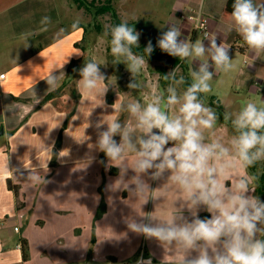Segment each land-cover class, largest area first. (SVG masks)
<instances>
[{
	"label": "crops",
	"instance_id": "0c3cea01",
	"mask_svg": "<svg viewBox=\"0 0 264 264\" xmlns=\"http://www.w3.org/2000/svg\"><path fill=\"white\" fill-rule=\"evenodd\" d=\"M202 2L201 8V0H176L177 12L169 15L166 31L178 27V39L188 43H195L200 35L207 49L209 40L194 29L193 23L180 19L198 6L197 11L208 21L209 36L215 35L218 44L230 48L229 56L236 67L229 72L217 71L206 52L202 58L177 57L185 62L186 73L191 75L207 62L215 87L222 88V92L211 91L212 97L239 103L232 115L247 102L264 105V53L253 52L235 30H229L232 20L223 16L228 0ZM254 2L264 4V0ZM72 11L66 0H0V76L5 75L0 77V264H87L94 256L97 264H129L142 252L152 256L156 264H181L186 255L198 253H186L176 243L162 244L128 225L163 226L170 219L179 224L196 217L210 219L212 214L203 207H189L183 189L171 180V172L157 179L152 178L155 169L136 172L138 150L126 148L119 166L103 156L98 141L107 124L96 127L104 116L118 121L123 116V128L134 130L131 126L137 125L138 117L127 110V105L139 102L143 108L157 96L163 100L162 93L178 82L163 87L161 73L149 80L144 70L145 80L139 87L129 88L132 81L128 78L120 90L118 74L97 62L98 51L92 54L86 46L89 38L94 44L101 36L89 37L80 19L71 18ZM77 12L87 18L83 10ZM45 16L50 22H41ZM77 19L80 24L74 29L72 24ZM23 34L27 35L28 47L21 39ZM77 51L83 55H76ZM89 57L100 64V72L107 78L109 90L103 97L106 108L98 107V98L84 94L79 87V69ZM72 62L76 63L73 80L56 97L45 101L61 87ZM53 68L60 69L55 73L59 79L50 87L45 79ZM187 80L192 83L187 77L180 86L186 87ZM115 103L122 105L120 110L111 107ZM232 107H223L224 113L229 114ZM216 130L228 136L225 127L220 125ZM134 132V142L139 141L143 134ZM82 138L83 144L78 142ZM227 142L229 146L230 140ZM230 159L229 154L221 161L210 160L209 166L218 167ZM227 174L230 186L232 180L248 177V170L237 164ZM137 178L147 186L143 193L136 190ZM101 205L105 213L97 218ZM17 225L19 232L14 230ZM21 243L26 258L23 249L17 247Z\"/></svg>",
	"mask_w": 264,
	"mask_h": 264
},
{
	"label": "clouds",
	"instance_id": "9594fccd",
	"mask_svg": "<svg viewBox=\"0 0 264 264\" xmlns=\"http://www.w3.org/2000/svg\"><path fill=\"white\" fill-rule=\"evenodd\" d=\"M200 6L203 7L202 0ZM232 8L229 30H235L253 52L264 53V4H257L254 0H234ZM41 22H50V17H43ZM79 24L80 21L76 20L72 28H77ZM139 35L127 20L106 27L104 32V36H110L114 63H125L132 73L133 82L128 84L129 88L139 87L135 77L146 65L145 56L153 52L149 41L144 49L145 55L133 53V47H139ZM180 35L178 27H170L158 40L159 48L181 60L202 58L207 52L217 71L229 72L235 69L236 65L229 56L230 48L223 43L218 44L215 35L205 34V39L209 40L207 49L202 40L188 43L179 40ZM21 39L24 46L28 47L27 35L23 34ZM75 54L83 55L79 51ZM59 70L53 68L49 71L45 79L48 86L57 85L59 77L55 73ZM178 70L177 66L164 79L175 81ZM79 74L78 84L83 93L95 95L99 101L97 106L106 108L103 97L109 89L105 83L106 76L100 72V64L94 59L86 60ZM191 76L193 82L182 96H178L174 88L168 89L165 108L179 105L175 116L162 110V98L159 96L143 108L139 102L127 105V110L138 117L136 128L143 134L138 141L135 171L147 173L155 169L153 179L159 178L166 171L171 172V180L183 189L189 207H203L212 214L211 218L196 217L191 222L179 224L175 219H170L163 226L133 222L128 227L162 244L176 243L186 253H198L192 257L186 255L181 264H264V201L251 194L256 191L252 186L256 177H240L232 180L229 186L227 174V170L235 168L237 164L247 169L264 160V106L258 107L253 102L243 105L231 120L238 133L230 141L235 156L218 167L209 166L210 160L221 161L229 156V148L219 141L204 143L203 131L212 129L217 120L215 112L199 99V94L212 90L210 81L213 72L209 71V64L202 63L198 71L191 72ZM178 83H183L182 77ZM111 107L120 110L122 105L115 103ZM224 119L229 120L230 114L225 113ZM101 123L107 124V130L99 134V149L119 166L125 149L135 150L130 131L112 117H102L96 127L99 128ZM117 134L121 136L120 143L113 138ZM78 142L83 144L85 139ZM169 142L173 143L172 147H166ZM136 190L139 193L147 190V186L138 178ZM137 264H151V260L141 258Z\"/></svg>",
	"mask_w": 264,
	"mask_h": 264
},
{
	"label": "rangeland",
	"instance_id": "374dc122",
	"mask_svg": "<svg viewBox=\"0 0 264 264\" xmlns=\"http://www.w3.org/2000/svg\"><path fill=\"white\" fill-rule=\"evenodd\" d=\"M63 1V0H62ZM66 1H70V4L72 6V14H71V18H79L80 21L82 22V24L85 26V29L88 31V33L90 34L89 37H92L91 34H94L95 36L100 35L101 36V40L98 39L97 42H94V44L91 43L90 38L85 42L86 46L89 50V52H91L92 54L96 53L98 51V55L97 58V62H100L102 65H107L111 68V70H113L114 74H118L117 76L120 77V90H124V85L126 84V82L128 81V78L131 79V81L133 82V76L132 73L128 70L127 65L123 62L120 63H114V57L112 56L111 53V45H110V36H104V32L106 27L111 26V19L109 16H102L97 18L96 20L92 17V15L86 11H83V13L85 15H87V18L84 17V15H79L77 12V7L75 5V3L73 2V0H66ZM103 1L105 0H100L98 2L97 5L101 4ZM113 5L115 6V10L116 13L118 15V17L120 18V20H127L128 23L132 26L135 27L136 32H138L139 35V46L142 44H146L148 43L149 40H159L160 37L163 35L164 32H166V24H167V20L169 18V15L171 13H175L177 12L175 9V5H176V0H112ZM195 9H199L198 6H194ZM186 10V9H185ZM77 19V20H79ZM97 26L99 27V29H97ZM201 36L198 35V39H200ZM97 49V50H96ZM93 51V52H92ZM92 57H89V59H91ZM88 59V60H89ZM146 60V65L144 67V69L142 71L145 70L146 73L149 74V76L146 79L149 80H155L156 79V73H160L158 71V64L160 65L161 62H159L158 60ZM140 72L136 77H135V81L138 83H141L144 79V76H146V74H144L143 72ZM186 69L183 67L181 69L178 70V72L175 74V81L172 80L173 82H178L181 77L184 78H190L193 82V79L191 77V75H188V72L186 73ZM125 73V74H122ZM187 74V75H186ZM144 75V76H143ZM211 84V91L214 92H222V88L221 87H215L216 83L213 81H210ZM171 85V84H170ZM180 83H177L175 86V90L178 96H182L181 92L183 90H186L185 86H180ZM215 87V88H214ZM172 88V87H171ZM169 89V88H168ZM150 90V89H149ZM218 90V91H217ZM163 91V90H162ZM210 91V92H211ZM202 93L204 95V98L202 100V102L204 103V105L206 107H210L216 114L217 116V120L215 122V125L212 129H206L203 131L205 140L204 143L208 140H216L219 141L222 145H225V147L229 148V154L231 159L235 156V152L231 147V144L229 142V146H227L226 144H228L227 139H229L231 141V139L238 135V133L236 132V130L233 128V125L231 123V120L233 118H235L233 115H236L232 112H235V106L237 104H235L233 102V104H231L232 100L228 99V98H224L222 101H219L218 99H215L212 97L211 93ZM168 90L164 91L162 93L163 95V102L161 104V108L162 110H166L168 111L170 116H175L178 114V108L179 105H176L174 107H172L171 109H166L165 108V104L164 101L166 100L167 96H168ZM153 96V95H152ZM253 100V99H251ZM231 105L233 106L231 108L230 111V119L229 120H225V113L222 115L223 120L220 118V116L218 115V108H223V107H231ZM260 106H264V105H260L258 104V107ZM233 110V111H232ZM123 116L121 118V121H119L123 127ZM225 127L227 129V134L228 136H225L224 132H218L216 129H218L219 126ZM139 131L136 126H131V129ZM134 130L130 131L131 133H135ZM141 132V131H139ZM142 133V132H141ZM136 135V134H135ZM226 137V138H225ZM116 141H118L121 136L119 134H117L116 136L113 137ZM134 138L135 136H132L131 134V139H132V143L135 145V150H139V143L138 141L134 142ZM172 144V142H169ZM206 144V143H205ZM254 173L256 176L258 177H262L264 179V160H260L258 161L255 165H254ZM248 170V177L251 178L253 177V175H251V173ZM252 186L255 187V180L252 182ZM255 196L256 195V192ZM259 197V196H258ZM260 198V197H259ZM261 199V198H260Z\"/></svg>",
	"mask_w": 264,
	"mask_h": 264
},
{
	"label": "trees",
	"instance_id": "16d2710c",
	"mask_svg": "<svg viewBox=\"0 0 264 264\" xmlns=\"http://www.w3.org/2000/svg\"><path fill=\"white\" fill-rule=\"evenodd\" d=\"M100 0H73V2L76 5L77 10H83L92 15V17L96 20L99 17L102 16H109L111 19V26L119 24L121 22L120 18L118 17L115 6L113 5L112 0H105L101 4L97 5ZM234 3V0H228L226 7L223 12V16L227 20H232L231 19V12L233 11L232 5ZM132 26V25H131ZM97 29L99 27L97 26ZM238 38L240 41H242L244 44H246L241 36L238 34ZM153 46V52L150 55H146L145 59L147 60H158L161 62V66L158 68V71L161 73V83L163 87H167L171 84L172 79L165 80L164 77L168 75L169 73L173 72L175 69H177V66L179 68H185V62L181 61L179 58L170 56L168 53L163 52L159 46H158V41L157 40H149ZM148 41V42H149ZM148 43L142 44L139 47H133L132 51L136 55H145L144 49L146 48ZM241 53H244L243 48L238 49ZM75 62H72V64L69 67L68 74L66 76L65 81L59 87L55 92L49 94L45 101H49L56 97L59 92L62 90L64 86H66L68 83H70L73 80V74H74V66ZM176 74V73H175ZM188 80L186 81V89L191 85ZM199 99L202 101L203 100V95L199 94ZM218 115L220 118L223 120L222 115L224 114L223 108H218ZM103 156H106L105 153ZM249 172L251 175L256 177L255 179V189H256V195L261 198L262 201H264V179L262 177H258L254 173V165L249 167ZM105 213V206L101 205L100 208L98 209L97 213V218L101 217ZM23 251H24V257L26 258L28 255L26 253L25 247L23 246Z\"/></svg>",
	"mask_w": 264,
	"mask_h": 264
},
{
	"label": "built area",
	"instance_id": "2783aa9c",
	"mask_svg": "<svg viewBox=\"0 0 264 264\" xmlns=\"http://www.w3.org/2000/svg\"><path fill=\"white\" fill-rule=\"evenodd\" d=\"M181 21L183 22H190L193 23L194 29L199 31L201 34H203V36L205 37V34L207 33L209 35V24L208 21L206 19V17L202 14L201 11H197V10H191L190 13H186L180 16ZM1 78H4L5 75H1ZM14 230L16 232L20 231V227L19 225H17ZM19 249H23V245L22 243L19 244L17 246ZM143 258L144 260H151V264H156L155 259L146 254L145 252L140 253V255L138 256V258L136 260H134L132 263L129 264H137V261L139 259ZM99 261L97 259L96 256L92 257L90 259V261L87 264H97Z\"/></svg>",
	"mask_w": 264,
	"mask_h": 264
}]
</instances>
